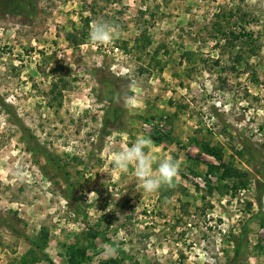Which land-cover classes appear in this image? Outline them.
I'll return each instance as SVG.
<instances>
[{
	"label": "rangeland",
	"instance_id": "rangeland-1",
	"mask_svg": "<svg viewBox=\"0 0 264 264\" xmlns=\"http://www.w3.org/2000/svg\"><path fill=\"white\" fill-rule=\"evenodd\" d=\"M6 1L0 264H264V0ZM141 135L154 193L113 168Z\"/></svg>",
	"mask_w": 264,
	"mask_h": 264
},
{
	"label": "clouds",
	"instance_id": "clouds-1",
	"mask_svg": "<svg viewBox=\"0 0 264 264\" xmlns=\"http://www.w3.org/2000/svg\"><path fill=\"white\" fill-rule=\"evenodd\" d=\"M119 34L118 25L98 19L93 22L88 39L97 45H107L118 38ZM150 143L148 138L138 136L131 146L116 151L112 156L115 170L127 172L130 166L134 167V177L145 193H154L162 185L171 184L179 171L178 162L171 157L160 160L158 167L153 170L152 159L146 151ZM109 254L115 255L116 249H110Z\"/></svg>",
	"mask_w": 264,
	"mask_h": 264
},
{
	"label": "trees",
	"instance_id": "trees-1",
	"mask_svg": "<svg viewBox=\"0 0 264 264\" xmlns=\"http://www.w3.org/2000/svg\"><path fill=\"white\" fill-rule=\"evenodd\" d=\"M14 1L15 2H11V3H9L8 1L5 2L6 3L5 5H7L10 9L9 12L14 10V11L24 13L26 10L30 8L29 3H28L29 0H14ZM102 239L104 240V237ZM104 241L108 242V240H104ZM238 253H239V244L236 245L235 257L238 256Z\"/></svg>",
	"mask_w": 264,
	"mask_h": 264
}]
</instances>
